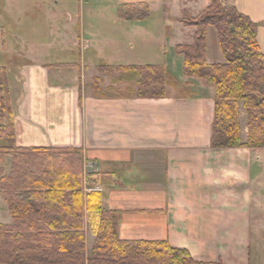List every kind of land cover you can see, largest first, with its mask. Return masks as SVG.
I'll return each mask as SVG.
<instances>
[{"label": "crops", "instance_id": "1", "mask_svg": "<svg viewBox=\"0 0 264 264\" xmlns=\"http://www.w3.org/2000/svg\"><path fill=\"white\" fill-rule=\"evenodd\" d=\"M124 1L148 8L154 2L165 3L167 18L178 26L182 12L194 18L209 5V0ZM231 5L256 23V41L264 55V0H231ZM53 21L56 23L57 16ZM185 28L176 30L180 35L175 38L166 35V45L161 47L142 43L137 33L133 41L118 43L117 39L113 41L114 51L109 53L103 47L92 60L81 66L78 63L79 67L28 59V68L11 73L17 85L9 94L15 99L14 137L11 144L5 140V147L62 152V157L72 161L70 184L77 185L83 214L86 203L90 213L114 212L116 234L121 240L167 241L200 263L264 264V150L211 147L214 89L200 79L185 77L183 57L174 51L176 45L193 43L195 29ZM212 29H207L206 63L224 64L215 43L210 49L212 31L217 39ZM0 30V52L6 54L9 46L1 36L4 24ZM121 34V30L116 31V36ZM123 43L131 47L123 49ZM95 60L105 63L98 65ZM144 66L162 67L166 76L173 78L170 84L169 78L165 79L170 89L165 95L138 98L130 95L132 91L119 90L101 97L78 88L80 70L95 77L99 67ZM100 77L104 81V76ZM238 114L239 139L245 144L242 103L238 104ZM9 158L6 155L0 165L2 178L9 173ZM82 162L96 164L94 176L101 188L99 194L86 200ZM70 193V189L64 191ZM85 222L83 217L88 257L94 236L87 232ZM11 223L0 190V225Z\"/></svg>", "mask_w": 264, "mask_h": 264}, {"label": "trees", "instance_id": "2", "mask_svg": "<svg viewBox=\"0 0 264 264\" xmlns=\"http://www.w3.org/2000/svg\"><path fill=\"white\" fill-rule=\"evenodd\" d=\"M140 6L144 7V13L132 7L118 8L119 18L134 22L145 19L149 15L148 8ZM178 21L184 27L195 29L191 45L174 48L183 57L182 74L200 79L214 89L211 147L264 150V55L256 41V23L234 6L224 5L222 0H210L198 16L193 18L183 13ZM209 27L216 32L224 64L206 63ZM98 72L107 75L126 73L131 77L120 75L117 80L126 85L151 87L152 91L164 85L167 77L162 67L154 66L99 67ZM5 76L4 69L0 68V93L6 91L7 96ZM167 78L169 84L173 82L171 76ZM94 81L91 88L106 97L105 93L111 88L103 92L99 80ZM136 96L157 98L163 94ZM239 103L246 116L245 144L239 139ZM6 109L5 100L0 98V133L3 135L7 129L10 132L6 136L13 139L11 122L7 126L1 125L5 114L11 121L9 109ZM6 153L0 151L1 164L5 156L10 155ZM62 155V152L49 154L25 149H15L13 156L10 155L13 165L6 178L0 177V188L12 223L0 225V264H221L194 261L186 250L171 247L167 241L121 240L116 234L112 211H97L96 231L87 257L80 193L75 190L76 184H70L73 164ZM66 189L71 193L64 194Z\"/></svg>", "mask_w": 264, "mask_h": 264}, {"label": "rangeland", "instance_id": "3", "mask_svg": "<svg viewBox=\"0 0 264 264\" xmlns=\"http://www.w3.org/2000/svg\"><path fill=\"white\" fill-rule=\"evenodd\" d=\"M124 2V0H3V2L0 3V12L3 15L0 24H4V30H2L3 34L1 36L9 46V52L6 54L0 52V68L4 69L6 74L4 83L6 89H8V95H5L6 91L4 93L1 92L0 98L5 100L6 107L9 109L8 112L11 115V121L7 119V115L5 114L3 120H1V125L7 126L8 122H11L12 132L14 130L12 118L15 109V99H11L9 94L15 91L17 85H15V78L11 76V73H20L21 70L28 68L31 65L28 59L34 58L36 59V63L49 65L74 63L79 67L78 63H80L81 66L84 61L87 63L88 60H92L103 47H106L109 53L110 51L112 52V50L114 51L115 47L113 41L117 39L118 43L120 40L124 39L126 42L133 41L134 35L137 33L138 39L142 40V43L146 42L154 47H161L166 45V35L168 39L175 38V36L177 37L180 35L176 30L186 29L178 21L179 19L177 22L180 26L174 24L173 20L167 18L168 14L166 12L165 3L156 4L154 2L151 8L147 6L146 8H148L149 15L143 20L137 22L124 21L119 18L117 13L120 7H132L138 9L142 13L145 12L144 7L140 6V4L129 5ZM225 2L226 4L224 5L232 6L229 0H225ZM222 3H224V0ZM183 13L185 12H182V14ZM55 16H57L56 23L53 21ZM69 16L72 18L70 22ZM117 30H121L122 34L120 36H116ZM122 30H126L125 32L128 35L123 34ZM127 30L129 31L127 32ZM132 30H147L148 32H133ZM212 32L213 38L210 39L209 46L212 50L215 43L216 50L218 48L217 39H215L214 31ZM76 44H78L79 48L75 46ZM123 45H126V47H122L123 49L131 47L127 43H123ZM87 46L90 48L89 51H87ZM113 54L110 56H113ZM94 63L103 65L105 62L95 60ZM80 73L82 81L78 84V88L80 91L84 90L87 94H91V92L93 94L94 90L91 86L94 84L92 82H95V79L99 80V88L103 90V92L111 88L108 94L121 90V93L132 91L130 95H165V93L170 90L167 83L155 89L153 88L152 91L150 90L151 87H138L137 84L126 85L125 82H119L120 79H117L120 75L124 76V78L125 76L131 77V75L128 76L126 73L119 72L116 73V75H107L100 74L96 71L97 74L95 77H89V74L85 71L81 72L80 70ZM101 75L104 76V81H102ZM139 76L145 78L142 75ZM164 82L166 81L164 80ZM174 92L179 91L174 90ZM5 130L6 132L3 133V135L0 133V151H4L5 153L8 152L13 156L15 150L11 147H5V140H7V145L11 144L12 141L11 137L6 136L10 131L7 129ZM11 156L8 159V175L13 165ZM0 165L2 164L0 163ZM82 165V188L83 184L86 183L85 186L88 193L87 195L84 194L86 200L93 194H99L101 188L94 176L97 171L96 164L93 162H82ZM1 173L2 170L0 169V177H2ZM83 216L84 221H86L87 232L94 236L98 212L94 211L90 213V209H88L86 203ZM91 248L88 252V256L90 255Z\"/></svg>", "mask_w": 264, "mask_h": 264}, {"label": "built area", "instance_id": "4", "mask_svg": "<svg viewBox=\"0 0 264 264\" xmlns=\"http://www.w3.org/2000/svg\"><path fill=\"white\" fill-rule=\"evenodd\" d=\"M229 1H230V3H231V0H229ZM222 2H223V0H222ZM224 4H226L225 0H224ZM85 173H86V172H85ZM90 173H91V172H90ZM85 184H86V183L83 184L82 191H83L84 194L87 195L88 193H87V191H86L87 188H86Z\"/></svg>", "mask_w": 264, "mask_h": 264}]
</instances>
